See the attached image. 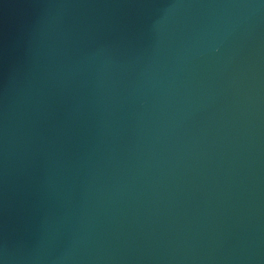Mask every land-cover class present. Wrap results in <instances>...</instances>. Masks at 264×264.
Wrapping results in <instances>:
<instances>
[{
  "label": "water",
  "instance_id": "1",
  "mask_svg": "<svg viewBox=\"0 0 264 264\" xmlns=\"http://www.w3.org/2000/svg\"><path fill=\"white\" fill-rule=\"evenodd\" d=\"M0 264H264V0H0Z\"/></svg>",
  "mask_w": 264,
  "mask_h": 264
}]
</instances>
